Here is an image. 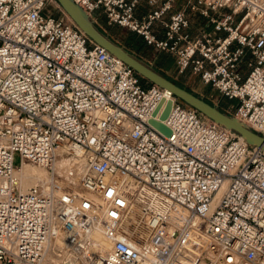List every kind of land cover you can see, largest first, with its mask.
Here are the masks:
<instances>
[{"label":"built area","instance_id":"1","mask_svg":"<svg viewBox=\"0 0 264 264\" xmlns=\"http://www.w3.org/2000/svg\"><path fill=\"white\" fill-rule=\"evenodd\" d=\"M139 1L72 0L264 136V0H146L141 16ZM189 14L203 19L192 35ZM167 101L164 135L148 120ZM15 156L45 169L73 157L75 184L20 190ZM0 264H264V151L142 79L54 0H0Z\"/></svg>","mask_w":264,"mask_h":264},{"label":"water","instance_id":"2","mask_svg":"<svg viewBox=\"0 0 264 264\" xmlns=\"http://www.w3.org/2000/svg\"><path fill=\"white\" fill-rule=\"evenodd\" d=\"M73 24L94 44L102 47L108 53L121 60L124 64L129 66L137 75L146 80L150 84L163 88L171 92L185 105L197 110L208 119L214 121L218 125L230 130L236 135L240 136L246 143L257 146L264 151V136L258 134L256 131L250 129L245 123L239 121L236 117L218 110L213 105H209L201 98L187 92L183 88L177 87L173 82L153 70L150 66L143 63L133 54L125 50L123 47L117 45L106 35H104L88 18L86 13L72 0H54ZM163 101L161 100L151 116H155L157 110ZM170 109V101H167L164 109L158 116V120L153 118L148 122L153 125L164 135H169V128L161 123L165 119ZM19 158L14 157V163L18 164Z\"/></svg>","mask_w":264,"mask_h":264},{"label":"rangeland","instance_id":"3","mask_svg":"<svg viewBox=\"0 0 264 264\" xmlns=\"http://www.w3.org/2000/svg\"><path fill=\"white\" fill-rule=\"evenodd\" d=\"M47 10L49 11V13H51L55 17L62 16L61 11L58 8H54L53 3L47 7ZM104 30H105V32H103V30H100V31L104 35H106L108 38H109V36H111L112 39L111 38H109V39H111L113 42L116 41L115 43L121 47L125 48V47H127V45L129 43L134 42L133 41L134 36H132V33L129 32L128 30L124 29V28L114 26V27H111L109 30L108 29H104ZM153 53L154 52L152 51V49H150L147 52V56H150ZM158 58H159L158 64H161L162 60L164 58L161 55H159ZM164 77L167 78L168 80H170L171 82L178 84L180 87H182L183 89H185L189 93H192L193 95L209 102L211 105H213L216 108H221L223 106V102H225V100H226V99L220 97L211 88L201 85L198 78L196 76L192 75L189 72V70L185 71L184 73H182L180 75H176L174 72L171 71L167 74V76H164ZM223 112H225V111H223ZM60 158L62 159L63 163L59 166V171H58V174H56V176L59 178V180L61 179L63 181L70 183V181L68 179H65L64 177H67V175L65 174V171L70 170L71 167L73 166V163L70 160V158L73 159V157H60ZM40 168H42V167H40ZM45 170L49 171V169H45ZM35 174H36V172H35ZM75 181H76V179L73 181V183L72 182L71 183L74 184Z\"/></svg>","mask_w":264,"mask_h":264},{"label":"crops","instance_id":"4","mask_svg":"<svg viewBox=\"0 0 264 264\" xmlns=\"http://www.w3.org/2000/svg\"><path fill=\"white\" fill-rule=\"evenodd\" d=\"M184 2H185V0L177 1L174 4L173 9L174 10H180L183 7ZM148 11H149V7L146 4V0H140L137 14L139 16H141V15H144ZM189 18H190L189 19L190 24H189V27L187 28L186 32L189 33L190 35H192L195 33L197 28L202 25L203 19L199 18V17H192V16H190V14H189ZM111 27H114V26H108L106 24V21H105L103 16H101L98 19V28L100 30H103V32H105L104 29L109 30ZM132 36H134L133 41L135 43L131 42L127 45V47H125V48L123 47L125 50H127L128 52L133 54L136 58L143 61L147 65L151 66V68H153V70H155L156 72H159V74H161L162 76H167V74L171 71L174 72V63H173V59L171 56L164 54V53H153L150 56H147V52H148V50H150V47L146 46L143 43V41L138 36H136L135 34L132 33ZM158 37L160 38V37H162V35H159ZM109 38L112 39L111 36H109ZM159 55L163 56V58H164L162 60L161 64H158V61H159L158 56ZM229 103H230L229 101L223 103V106L221 108H218V109L225 111V109Z\"/></svg>","mask_w":264,"mask_h":264},{"label":"bare ground","instance_id":"5","mask_svg":"<svg viewBox=\"0 0 264 264\" xmlns=\"http://www.w3.org/2000/svg\"><path fill=\"white\" fill-rule=\"evenodd\" d=\"M69 18V17H68ZM70 20V19H69ZM239 139L243 140L240 136H238ZM64 157V156H62ZM71 162L75 163V159L70 158ZM65 162V161H64ZM63 163L61 158H58L55 163L53 164V167L49 169V171H46L45 168H40L39 166L33 165L31 163L21 161L16 167L14 168L13 172V181L18 184L20 190H27L29 188L35 189L37 185L44 189L48 188L49 182L52 181V178L58 174L59 166ZM36 172V174H35ZM38 172V173H37ZM65 179H68L70 183L76 179L75 177H64ZM60 183V180L57 181ZM68 183V182H67ZM75 184V183H74ZM184 211L181 209H178L175 213H173V219L178 221H181L183 218ZM91 238L97 242V244L103 245L104 247L108 246L107 240L104 238V236L98 231L94 230L91 234ZM50 245H60L59 239H55L54 241L50 242Z\"/></svg>","mask_w":264,"mask_h":264},{"label":"trees","instance_id":"6","mask_svg":"<svg viewBox=\"0 0 264 264\" xmlns=\"http://www.w3.org/2000/svg\"><path fill=\"white\" fill-rule=\"evenodd\" d=\"M177 87H179V88H182V87H180L178 84H176V83H174ZM185 90V89H184ZM188 92V91H187ZM203 100V99H202ZM203 101H205V100H203ZM228 100H225V102H227ZM206 103H208L209 105H211L209 102H207V101H205ZM225 102H223V103H225ZM218 109V108H217ZM219 110V109H218ZM222 111V110H221Z\"/></svg>","mask_w":264,"mask_h":264}]
</instances>
